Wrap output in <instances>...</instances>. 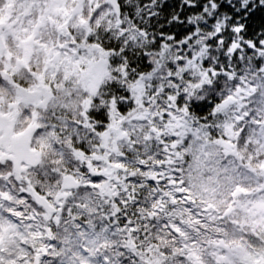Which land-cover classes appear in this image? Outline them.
<instances>
[{
	"label": "snow or ice",
	"instance_id": "snow-or-ice-1",
	"mask_svg": "<svg viewBox=\"0 0 264 264\" xmlns=\"http://www.w3.org/2000/svg\"><path fill=\"white\" fill-rule=\"evenodd\" d=\"M0 264H264V0H0Z\"/></svg>",
	"mask_w": 264,
	"mask_h": 264
}]
</instances>
